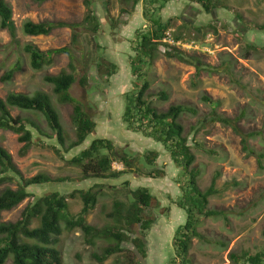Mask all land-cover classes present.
<instances>
[{
    "label": "rangeland",
    "instance_id": "rangeland-1",
    "mask_svg": "<svg viewBox=\"0 0 264 264\" xmlns=\"http://www.w3.org/2000/svg\"><path fill=\"white\" fill-rule=\"evenodd\" d=\"M6 1L13 8L18 43L13 41L7 30L0 28V99H5L10 93H47L60 114L70 139L69 145L76 137V127L72 120L73 105L62 104L45 77L71 72V59L62 54L55 58L50 67L35 71L24 46L34 44L41 51L71 47L76 56L73 66L77 79L70 91L71 95L85 105L86 111L97 123L95 133L84 146L69 154L65 153L66 160L50 148L57 144L56 138L39 136L32 127L29 129L34 132V142L25 155H22L24 144L19 142V136L12 131L0 130V146L12 155L22 176L29 179L45 173L52 177H70L74 181L81 179V169L69 165L67 160L79 154L97 138L112 140L121 156L138 154V166L144 165L145 170L146 154L157 150L161 155L155 166L166 172V175L154 179L128 173L114 180L33 187L29 192L34 197L28 198L12 211L4 212L2 222L18 221L26 207L37 197L50 192L68 194L76 188L89 189L100 183L105 185L87 222L97 228L111 227L115 221L108 214L114 210V202L131 203L130 192L123 185L128 181L133 189L141 186L150 188L156 197L151 210L147 211L148 216L155 221L147 237L148 255L144 260H136L135 247L126 243L122 253L114 255L104 264H128L131 261L138 264H171L172 260L177 259L180 263L173 242L177 228L187 220L186 213L176 204L184 195L177 181L181 171L161 144L130 132L123 122L125 99L132 97L127 93L137 87L130 64L131 56L136 55L132 49V39L151 28L143 16L146 1L140 0L134 6L133 1L123 3L121 0H111L107 4V0H95L94 9L101 21V29L94 33L80 28L77 45L72 44L73 31L69 28L57 29L48 36L37 37L26 36L22 29L28 20L35 23H83L86 16L85 0H50L44 3L36 0ZM213 1L216 5L223 3L227 8L207 14L200 5L189 0H170L165 9L158 13L165 22L173 20L170 29L175 30V35L181 31L182 38L196 40L199 49L184 52L193 54L205 66L197 73L195 65L170 58L162 49L156 53L153 65L148 67L147 80L151 85L144 97L145 100H151L160 112H166L172 105H182L195 111L183 113L179 122L185 129V135L200 144V147H196L190 142L196 158L193 167L200 170L198 184L201 190L209 188L218 173L220 175L216 185L219 193L209 199L208 207L225 214L217 218H199L198 232L204 238L192 240L187 256L188 264H233L230 258L232 253L250 252L255 255L264 249V170L258 168L255 157H248L243 151L241 137L232 128L211 121L212 108L203 101L204 96L220 101L221 105L216 111L224 117L234 119L245 113L240 127L245 131L261 132L250 144L256 151L264 153V31L257 30V26L264 25V0ZM123 8L128 13L123 14ZM209 23L215 27V31L208 28L207 33L195 32V27ZM208 35H211L209 41ZM253 45L258 49L252 48ZM103 57L118 65V69L114 70L116 74L108 80L101 78L97 71V64ZM18 66L13 79L3 82L2 77ZM83 76L89 79L87 86L80 83ZM161 92H165L169 99L161 100ZM11 113L13 117L21 116L34 121L45 135L55 137L41 114L16 108ZM113 169L123 172L126 167L116 161ZM17 186L16 182L6 183L0 186V192L6 187L16 189ZM69 203L75 215L83 208L79 198ZM113 244L112 241L97 239L94 245H90L81 230L64 229L58 248L64 264H97L92 255L101 253ZM7 264H13L12 259Z\"/></svg>",
    "mask_w": 264,
    "mask_h": 264
},
{
    "label": "trees",
    "instance_id": "trees-1",
    "mask_svg": "<svg viewBox=\"0 0 264 264\" xmlns=\"http://www.w3.org/2000/svg\"><path fill=\"white\" fill-rule=\"evenodd\" d=\"M38 3H44L50 0H36ZM95 0H85L86 16L83 23H66V22H39L31 20L23 24V33L26 36H48L57 29L69 28L73 31L72 44L79 43L80 34L78 30L85 28L94 33L101 29V21L94 9ZM133 1L136 6L140 0H121ZM146 6L143 12L144 19L150 23L151 28L144 32L138 33L132 39V49L136 55L131 56L130 64L132 67L133 77L136 78L137 87L127 95L132 97L125 99V109L123 113V122L126 128L132 132L141 134L149 140H153L169 153L171 160L181 171V177L178 183L184 195L176 203L187 215L185 224L180 225L174 237L173 246L177 256L181 259V264H188L187 256L194 238L203 239L204 237L198 232L200 217H219L225 214L223 211L211 210L208 207L209 199L219 193L216 188L218 175L213 179L212 184L205 191L201 190L198 184L200 170L193 167L195 155L192 153L190 142L196 147L200 144L195 139H190L185 135V129L179 122L183 113L195 112L191 108L182 105H172L166 112H160L155 108L151 100H145V94L150 88V82L147 80V71L153 65L156 53L163 49V53L170 58H178L183 62L195 65L197 73H200L205 65L193 54L184 52L177 48H170L162 40L165 33L172 27V21H164L159 12L165 9L170 0H145ZM198 4L207 14L220 8H227L225 4L216 5L213 0H189ZM111 0H107V4ZM122 13H128L123 8ZM14 12L12 6L6 0H0V28L7 30L13 41L18 43L17 28L13 19ZM209 24L195 27L197 34L207 33L208 28L216 30ZM208 29V30H207ZM257 30L264 31V25L257 26ZM185 29L183 27L182 33ZM177 33V30H176ZM174 37L182 38L181 31L174 34ZM195 38H197L195 34ZM252 46H250L251 48ZM254 49L256 46L253 45ZM24 51L29 57L30 65L33 70L40 71L45 67L53 65L57 56L66 54L71 59V72H62L57 76H47L45 81L53 86V92L59 97L62 104H72L74 108L73 124L76 127L75 140H70L65 132L60 114L54 107L50 96L38 91L33 95L24 93H10L5 99H0V130L12 131L19 136L18 140L24 144L22 155H25L34 142V132L32 127L39 136H45L49 139L56 138L57 144L51 145L56 154L63 160L65 153L84 146L88 138L95 133L97 123L94 117L86 111L85 105L76 100L71 95V89L77 82L73 62L76 56L71 47L59 49H50L41 51L34 44H26ZM97 64V71L101 78L108 80L116 74L114 70L118 65L112 63L108 58H102ZM7 72L3 77V82H9L13 79L17 69ZM149 67V68H148ZM147 68V70H146ZM2 67L0 66V72ZM233 77V75H231ZM88 77L83 76L80 79L82 86L88 85ZM235 83H238L234 81ZM161 100H168V95L161 92ZM203 101L212 108L211 121L218 122L224 126L230 127L241 137L243 151L248 157L257 159L258 168L264 170V153L256 151L251 147L250 141L261 135V132L245 131L240 127V122L245 118V113L234 119L224 117L217 113L216 109L221 105L220 101H213L208 96L203 97ZM22 111H34L41 114L48 123L54 136L45 135L41 127L34 121L21 116H12V109ZM157 150L149 151L146 154V170L144 165L139 167L137 161L140 159L138 154L123 155L117 152V146L107 138L94 139L88 147H85L79 154L74 155L67 160L69 165L78 167L82 171V178L73 180L70 177H52L49 174L41 173L32 178L26 179L14 163L12 155L0 146V186L9 182H16L17 188L6 187L0 192V264H7L12 259L13 264H64L62 253L58 248L60 237L67 231L81 230L85 236L86 242L94 245L95 241L104 239L112 241L114 244L104 248L101 253H94L93 260L97 264H104L107 260L118 253L124 251V244L130 243L135 247L134 255L140 260L147 258V237L155 221L148 216V210H151L156 197L148 187H138L133 189L128 181L123 185L130 192L131 203L114 202V210L108 214V217L115 221L111 227L97 228L87 222L88 215L95 209L98 204L99 196L103 191L105 184L96 183L89 189L76 188L71 193L62 194L60 192H50L46 195L35 198L30 203L21 218L16 222H2V214L12 211L28 198L34 195L29 192L33 187H45L54 185H64L75 183L77 185L89 180H114L122 176L133 173L135 175L162 178L166 175L162 169L157 168L156 162L160 157ZM120 161L126 167L125 171H116L113 169V163ZM127 173V174H125ZM177 183V184H178ZM112 185H109L111 187ZM129 186L131 188H129ZM99 188V189H98ZM80 199L83 202V208L75 215L70 209V200ZM63 224L65 225L63 227ZM264 235V233H263ZM233 264H264V249L253 255L250 252L242 254L232 253L230 255ZM178 260V259H177ZM177 260H172L171 264H180ZM128 264H138L131 261Z\"/></svg>",
    "mask_w": 264,
    "mask_h": 264
},
{
    "label": "built area",
    "instance_id": "built-area-1",
    "mask_svg": "<svg viewBox=\"0 0 264 264\" xmlns=\"http://www.w3.org/2000/svg\"><path fill=\"white\" fill-rule=\"evenodd\" d=\"M174 32L175 30L173 29H169L165 35H164V38L162 40V42L164 44H166L167 46H169L170 48H177L179 50H182V51H191V50H196V49H199V47L197 46L196 44V40L195 39H192V40H187V39H179L177 40L175 37H174ZM211 35H208L207 36V41H209V38H210ZM207 49V51H209L208 48H205Z\"/></svg>",
    "mask_w": 264,
    "mask_h": 264
},
{
    "label": "crops",
    "instance_id": "crops-1",
    "mask_svg": "<svg viewBox=\"0 0 264 264\" xmlns=\"http://www.w3.org/2000/svg\"><path fill=\"white\" fill-rule=\"evenodd\" d=\"M164 10V9H163Z\"/></svg>",
    "mask_w": 264,
    "mask_h": 264
}]
</instances>
